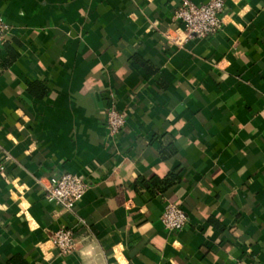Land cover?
I'll list each match as a JSON object with an SVG mask.
<instances>
[{
    "label": "crops",
    "instance_id": "crops-1",
    "mask_svg": "<svg viewBox=\"0 0 264 264\" xmlns=\"http://www.w3.org/2000/svg\"><path fill=\"white\" fill-rule=\"evenodd\" d=\"M181 2L0 0V264H264V0H225L203 39ZM63 173L88 185L72 211L46 198Z\"/></svg>",
    "mask_w": 264,
    "mask_h": 264
},
{
    "label": "built area",
    "instance_id": "built-area-1",
    "mask_svg": "<svg viewBox=\"0 0 264 264\" xmlns=\"http://www.w3.org/2000/svg\"><path fill=\"white\" fill-rule=\"evenodd\" d=\"M225 0H209L204 4H196L191 0H182L174 12V20L184 27L186 39L207 38L217 34L223 27L222 14ZM10 31V25L0 17V48ZM106 123L111 135H118L125 127L126 118L117 110L110 109L106 114ZM9 156L0 152V174L6 170ZM88 185L85 180L73 173H63L50 179L45 187L46 198L52 203L72 211L79 203ZM164 228L170 232L182 231L189 223V216L179 204H169L161 218ZM51 243L61 256L72 254L76 248V234L72 229L60 228Z\"/></svg>",
    "mask_w": 264,
    "mask_h": 264
},
{
    "label": "trees",
    "instance_id": "trees-1",
    "mask_svg": "<svg viewBox=\"0 0 264 264\" xmlns=\"http://www.w3.org/2000/svg\"><path fill=\"white\" fill-rule=\"evenodd\" d=\"M173 180H174V179H172V180H168V181L165 180V182H166L168 185H170L171 182L169 183V181H173ZM154 182H155V184H158V183L160 184V181H158V180H155ZM154 182H153V183H154ZM166 183H165V184H166Z\"/></svg>",
    "mask_w": 264,
    "mask_h": 264
}]
</instances>
